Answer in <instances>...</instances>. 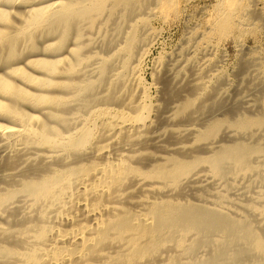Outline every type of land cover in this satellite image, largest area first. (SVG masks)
<instances>
[{"label":"bare ground","instance_id":"6f19581e","mask_svg":"<svg viewBox=\"0 0 264 264\" xmlns=\"http://www.w3.org/2000/svg\"><path fill=\"white\" fill-rule=\"evenodd\" d=\"M170 3L0 0V264H264V69L230 99L205 40L154 62L147 104Z\"/></svg>","mask_w":264,"mask_h":264},{"label":"rangeland","instance_id":"374dc122","mask_svg":"<svg viewBox=\"0 0 264 264\" xmlns=\"http://www.w3.org/2000/svg\"><path fill=\"white\" fill-rule=\"evenodd\" d=\"M170 1L171 9L167 14L156 13L150 22L153 36L150 37L148 55L141 69L147 104L160 103V85L153 73L154 62L168 61V58L184 52V49L193 50L195 45L205 40L217 46L204 57L214 61L211 73L219 77L216 81L221 82L220 85L222 79L226 80L222 87L230 99L239 97L238 90H244L250 74L243 66L258 58V64L253 69H264V0H243L240 15L244 21L226 35H219L214 26L218 0ZM263 96L264 93L260 92L255 98ZM218 113L215 117L220 118L223 113Z\"/></svg>","mask_w":264,"mask_h":264}]
</instances>
